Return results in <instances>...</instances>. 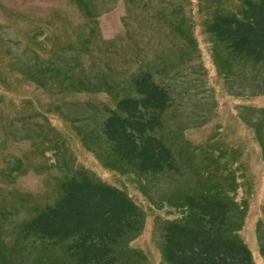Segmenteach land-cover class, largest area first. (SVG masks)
<instances>
[{"label": "rangeland", "instance_id": "1", "mask_svg": "<svg viewBox=\"0 0 264 264\" xmlns=\"http://www.w3.org/2000/svg\"><path fill=\"white\" fill-rule=\"evenodd\" d=\"M245 1L0 0V264L64 258L23 228L77 171L144 210L120 264H168L164 225L186 213L183 195L207 191L229 196L241 241L264 264V66L233 60L208 32ZM142 72L171 93L158 136L178 173L118 169L103 150L106 109Z\"/></svg>", "mask_w": 264, "mask_h": 264}, {"label": "trees", "instance_id": "2", "mask_svg": "<svg viewBox=\"0 0 264 264\" xmlns=\"http://www.w3.org/2000/svg\"><path fill=\"white\" fill-rule=\"evenodd\" d=\"M208 32L225 44L233 60L264 66V0H246L239 12L214 17ZM132 79L115 106L106 109L103 150L118 169L128 167L139 175L178 173L172 150L158 136L171 93L148 72ZM77 172L61 183L54 204L26 222L24 239L44 247L63 246L64 258L53 264H120L130 238L141 232L144 210L122 189ZM232 203L217 191L183 195L177 204L186 213L163 227L166 262L255 264L238 235ZM259 245L264 255V229ZM41 264H48L46 258Z\"/></svg>", "mask_w": 264, "mask_h": 264}]
</instances>
